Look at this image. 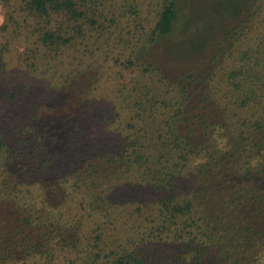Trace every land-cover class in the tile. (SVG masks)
<instances>
[{
  "label": "trees",
  "instance_id": "obj_1",
  "mask_svg": "<svg viewBox=\"0 0 264 264\" xmlns=\"http://www.w3.org/2000/svg\"><path fill=\"white\" fill-rule=\"evenodd\" d=\"M261 1L162 0L122 63L118 17H141L144 0H0V83L10 48L24 50L5 95L48 97L31 125L0 126V208L14 221L0 264L69 252L70 264H264V35L248 37ZM112 61L139 72L92 140Z\"/></svg>",
  "mask_w": 264,
  "mask_h": 264
},
{
  "label": "rangeland",
  "instance_id": "obj_2",
  "mask_svg": "<svg viewBox=\"0 0 264 264\" xmlns=\"http://www.w3.org/2000/svg\"><path fill=\"white\" fill-rule=\"evenodd\" d=\"M146 6L145 8H141V17H137V19L133 16H130L126 19L119 18V28L120 30L125 29V40L124 42H119V45L121 47L119 49L114 50V55L116 57L122 58V63L125 62V60L129 59L133 52L134 44L140 41L142 37L147 35L150 31V29L155 25L158 19V12L161 8L160 2L162 0H144ZM260 13L259 16L255 22L256 27V33L250 34L248 37L256 38L257 34L264 35V0L260 2ZM121 14H119L120 16ZM132 20V21H130ZM136 20V21H135ZM6 22V9L3 7L2 3H0V27L3 26ZM111 32V38L116 36V34H119V30L117 26L111 27V30L109 28L108 30ZM249 31V30H248ZM106 37V43L110 42L111 40L107 38L108 36L104 35ZM105 44L104 40L100 41V46L102 44ZM22 45L16 43L11 48L8 54H6V62L8 66V73L5 74L1 78L0 83V126L7 121H11V124H15L16 122H19L21 117L26 119L28 124L31 125L32 122V114H33V107H38L41 105L44 101L48 99L47 94L40 89H33L32 92H28L26 96H19L16 99H8L5 95V91H9L13 88L14 84L18 83V80H14V74L16 73L15 69L20 67V57L23 52ZM166 59V58H165ZM167 60V59H166ZM110 73H106V78L103 80V85H105L106 91L101 92V96L97 98V104L94 105L95 112L93 115L89 117V129L86 130L84 134H88V136L92 140H96L98 138V135L103 128V125H109L107 122L110 118L112 113L117 114L119 113V110H113L112 103L121 102V98L123 96V90L126 91V87H128L129 84H131L132 80L136 77L138 74V70L126 67V65H120L117 62H110ZM114 71V72H113ZM23 74V73H22ZM114 78L115 80H111V78ZM24 78H22L23 80ZM111 80V81H110ZM108 82V83H107ZM111 93V94H110ZM103 94V95H102ZM31 97L30 104H27V108H22L26 105V101L28 97ZM113 117V116H112ZM113 131V130H112ZM115 134V133H114ZM80 136V133L78 134V137L75 135V138L78 139ZM81 142L84 141V137L81 135ZM28 195V192H25L22 201L24 198ZM41 207V204H39ZM42 208V207H41ZM66 209H70V206L65 207ZM45 213V212H44ZM12 212L8 208H0V230L2 227L5 229L10 228L11 229V222H14L12 219ZM45 215V214H44ZM24 217H28L26 213H24ZM45 218H48V215L45 216ZM32 230H35V228H32ZM14 234L20 235L19 239L22 238V235L26 237L27 233L31 235L32 231L28 228H24L21 230L14 228ZM40 233V232H38ZM38 235L36 233H32L30 244L34 245H41L39 244ZM70 253V252H69ZM69 253H61L59 255V259L55 262V264H70L65 259L67 256L69 258H73V255ZM21 256V255H20ZM23 257V256H22ZM26 258V257H25ZM87 259V257L85 258ZM80 262L82 259H79ZM43 260L41 257L38 258H27V259H18L16 257H13L12 259L4 261V264H43Z\"/></svg>",
  "mask_w": 264,
  "mask_h": 264
}]
</instances>
